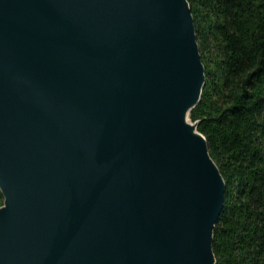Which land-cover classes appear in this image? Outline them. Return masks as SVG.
<instances>
[{"label": "water", "instance_id": "obj_1", "mask_svg": "<svg viewBox=\"0 0 264 264\" xmlns=\"http://www.w3.org/2000/svg\"><path fill=\"white\" fill-rule=\"evenodd\" d=\"M204 83L188 0H0V264H215Z\"/></svg>", "mask_w": 264, "mask_h": 264}, {"label": "trees", "instance_id": "obj_2", "mask_svg": "<svg viewBox=\"0 0 264 264\" xmlns=\"http://www.w3.org/2000/svg\"><path fill=\"white\" fill-rule=\"evenodd\" d=\"M188 2L205 68L189 118L225 181L215 264H264V0Z\"/></svg>", "mask_w": 264, "mask_h": 264}]
</instances>
